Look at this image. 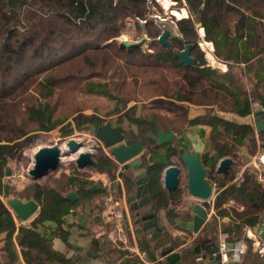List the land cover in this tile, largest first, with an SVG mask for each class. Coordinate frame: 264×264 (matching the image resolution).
I'll list each match as a JSON object with an SVG mask.
<instances>
[{"label": "trees", "instance_id": "trees-1", "mask_svg": "<svg viewBox=\"0 0 264 264\" xmlns=\"http://www.w3.org/2000/svg\"><path fill=\"white\" fill-rule=\"evenodd\" d=\"M185 2L190 13L204 27L205 40L212 43L215 57L227 65L225 72L205 65L206 61L198 50L196 32L190 19L182 18L177 21L183 41L170 39L171 48L158 44L155 38L161 30L147 20L148 0H0V194L7 195L8 186L3 182V176L9 160L18 161L24 147L30 143L31 137L27 135L29 132L50 131L60 126L61 134L67 136L73 133V128L80 130L86 124L95 126L102 124L103 120L93 114L79 113L73 117V124L65 123L66 117L53 116L55 104L51 101L55 95H60L59 86L71 79L83 81L81 87L86 93L114 98L109 83L93 81L89 76L83 75L75 76L70 73L60 75L56 73V67L76 58L88 63L90 55L94 53L97 59L91 64L100 62L99 71L105 73L107 52L113 50L115 46V42L107 41L120 35L126 18L145 20L147 34L154 39L150 45L152 52L144 53L140 46L130 49L119 46L116 47L115 54L118 55L116 57L119 59L123 57L126 65H152L171 69L179 77L172 82L173 87H168L170 91L165 90L162 94L165 97L154 99L152 105L168 113L166 115L167 122L170 123L168 126L177 127L174 120L178 118L186 121L190 106L205 107L203 116L187 121L189 124L202 123L213 127L212 143L215 156L202 157L203 165H209L208 176L214 178L216 163L221 157L231 156L239 160L237 152L240 146L248 143L249 151L254 152L257 138L250 124L222 118L215 113L212 114V111L214 105H217L219 111L246 116L253 113V108L257 104L264 110V22L261 21L264 19V0H185ZM119 21L120 24L117 25ZM137 23L141 29L139 22ZM183 43L193 45L190 54L195 61L187 67L179 62L175 50L178 46L182 49ZM36 81L39 98L36 96L33 100L24 102L25 98H33L32 95L25 94ZM135 108L136 106H131L125 112L128 122L140 129L138 134L130 133V144L138 139L145 142L147 138L142 132L146 130H152L157 134L162 130L159 126L168 127L163 126L162 115L150 112L149 116L141 114L136 117L134 113H130L135 111ZM257 132L258 139L264 146V132ZM148 141L154 146H165L168 155H177V149L171 146L172 142L156 144L151 139ZM96 157L95 169L98 172L109 173L112 162L102 148L98 149ZM142 158L148 164V195L151 198L150 204L155 206L154 214L166 206L168 198L178 193L176 191L167 194L161 188L160 175L168 164L159 161L149 164L144 159L145 155ZM72 170V174L61 188H66L65 192L76 187L77 194L85 196L88 193L86 187L92 182L76 178L74 175L78 170L76 167ZM129 180L130 178L124 179L126 185ZM217 185L221 186V183ZM64 192L44 190L38 184H33L31 195L40 205L39 213L33 222L55 221L58 226L57 233L62 238H64L60 229L62 218L77 202H71L64 197L62 194ZM225 197H232L244 205V210L237 214L241 221L230 228V232L240 234V227L243 224L248 226H254L258 222L264 224V187L255 180L254 175L245 172L238 186H227L216 196L215 207H218ZM213 225V222H209L207 227L210 229ZM14 230L15 223L11 212L0 198V233L5 232L6 239H9ZM18 232L28 241L37 238L36 233L23 226H19ZM245 241L248 245L247 252L252 256L249 259H255L251 240L245 238ZM217 249L213 239L203 243L196 239L188 249L182 250V254L185 256L188 252L196 258L206 257ZM53 255L60 258L58 254ZM245 255L240 260L241 264H245L242 262ZM248 262L253 263L252 260Z\"/></svg>", "mask_w": 264, "mask_h": 264}, {"label": "crops", "instance_id": "crops-1", "mask_svg": "<svg viewBox=\"0 0 264 264\" xmlns=\"http://www.w3.org/2000/svg\"><path fill=\"white\" fill-rule=\"evenodd\" d=\"M261 21L264 22V19H261ZM221 64H223V67L218 69H220V72H225L227 65L225 63ZM204 113L205 107L203 106L190 107L187 120L203 116ZM214 113L237 123L250 124L257 140L253 153L249 151L248 143H246L238 149L239 160H235L231 156H224L217 161L216 166L223 158L229 157L232 159L233 162L227 174H220L215 169L213 179L207 176L213 186V190L216 189L217 191H213L211 197L203 203L206 208L207 218L197 234L192 235V232L182 228L177 221L178 218L190 221L192 215L191 206L198 202L189 195L186 189V178L184 181H180L177 192H167L162 184L164 169L170 164L177 165L175 161L177 155H168L165 146L150 144L148 141L150 139L156 144L160 143L157 135L152 130H146L142 134L147 139L142 142L143 150L139 156L143 157L145 155L144 159L149 164H153L156 161L168 164L162 169L160 175L161 188L167 194L178 193L172 198H168L166 206L154 213L155 230L159 231V236H154L148 228H145L146 221L143 216L146 213L144 210H147L151 204L135 209L138 200L127 201V197L131 194V189L126 188L124 179L131 178V171L125 170L124 165L117 163L110 155L109 149L102 148L105 155L112 162L109 173L98 172L95 168L88 167L86 168L88 169V175L85 179L92 182L86 187L88 193L85 196H79L76 192V187L62 193L65 197L66 192L73 190L78 196L77 200H75L77 202L62 218L60 229L64 234V238L57 233L58 226L55 221L33 222L40 208L28 220L20 222L17 216L7 207L14 220L15 230L9 239H6L5 232L0 233V264H119L124 260H126V264H164V256L161 254L167 248H171V252L180 253V259L175 264H222L219 257L210 255L196 258L188 254V252L183 256L182 250L188 249L196 239H199L202 243L213 239L218 247L221 243L227 244L226 240L229 238L232 242L233 239L240 237L249 238L252 242V239L257 236V228L263 222H258L254 226L243 224L240 227V234H234L229 231L230 228L241 221L237 214L244 210L243 204L236 202L232 197H225L218 207H215L214 202L216 196L227 186H238L243 180L245 172L254 175L255 180L264 187V146L258 139V132L253 124L252 114L239 116L232 112L219 111L217 108H213L212 114ZM187 120L179 121L176 123L179 126L174 128L169 126L167 128L159 127L164 132L172 130L174 138L169 142H172L171 146L177 149V152L184 148L193 153V144L189 139V135H195L202 145L201 159L205 155H208V157L215 156V149L212 143L213 127L202 123L189 124ZM121 123L116 125H121ZM128 123L132 126L129 131L121 125L123 133L126 135V144H130V133L138 134L140 132L136 125ZM134 127L137 129L136 131ZM219 131H222V129H219ZM204 166L209 171V165L205 164ZM219 182L221 186L217 185ZM92 184H101V186L89 190L88 187ZM182 184H185L183 188ZM178 190H181V192L179 193ZM219 211L222 213H219ZM116 212L122 215V241H118V243L112 242L109 237L114 227V214ZM213 218H215L214 221ZM209 222L214 223L210 229L207 227ZM19 226L36 233L37 238L32 241L25 240L18 232ZM253 249L252 252L255 259H249L252 256L246 250V255L244 254L242 262L249 264L248 261L252 260V264H261ZM142 253L143 256L139 257L138 254ZM53 254L60 255V258ZM47 256L49 257L48 259ZM235 264H241V262Z\"/></svg>", "mask_w": 264, "mask_h": 264}, {"label": "rangeland", "instance_id": "rangeland-1", "mask_svg": "<svg viewBox=\"0 0 264 264\" xmlns=\"http://www.w3.org/2000/svg\"><path fill=\"white\" fill-rule=\"evenodd\" d=\"M170 1V7L166 8L165 3L167 0H148L149 13L147 15V20L161 30L162 23L158 22V18H155V15H159L165 20L163 21V26L169 27L173 33L182 36L178 29L177 21L182 18L190 19L193 29L196 32L195 40L199 48L198 50L202 53V56L206 61L205 65H209L220 71L218 68L223 67V64H221L223 62L215 57L212 44L205 40L204 27L200 24V21L190 13L185 0ZM184 11L186 16L181 14ZM174 12L180 13L182 17L178 18L175 16ZM137 22H139L141 29L138 28ZM118 24H120V21L117 25ZM144 24V20H136L134 18L124 19L120 35L107 41L109 43L115 42V46L113 50L111 49L107 52L106 63L104 65L105 73L99 71L101 65L100 62H97L95 65H92L93 63L91 64V62L97 59L94 53L93 55H90L88 63L84 62L83 59L76 58L62 66L56 67V73L60 75H65L67 73L75 76L83 75L89 76L90 80L93 81L109 83L114 98L111 99L101 95L86 93L83 90V87H81L83 81H77L75 79L65 81V83L59 86L60 89H58V93H60V95H55L51 101L52 104H55V111L53 113L55 118L66 117L65 123L71 122L73 124V117L75 115L79 113L85 115L93 114L102 119V123L110 121L112 126L121 121V125L129 131V128L132 126L129 125L125 112L129 107L136 106L135 111L130 112L131 114L134 113L135 116L146 114L149 116L150 112H155L164 117L163 126L170 125L166 119L168 113L164 110L156 109L152 105L154 99L165 97L162 96V94L165 93V90L170 91L168 87H173L172 82L179 79L177 73L175 74L171 69L169 70L167 68L155 67L152 65H126L123 57H121L122 59H119L116 57L118 55L115 54L116 47H119L122 41L134 42L139 40L142 36H145L146 40L140 46L141 50L144 53L152 52V47L149 44L152 38L148 36ZM209 43L211 44V47L207 45ZM185 44L183 43V48ZM175 50H180V47L178 46ZM208 53L211 54L221 66L216 63H211L210 60H208ZM28 94L32 95L33 98H25L24 102L33 100L36 96L39 98L37 81L31 84L25 95ZM123 103H125L124 107ZM193 106L195 105L190 107ZM217 107V105H214L213 108ZM170 116L172 117L171 114ZM18 119L20 118L18 117ZM174 121L175 123H178L179 121H182V119L178 118ZM177 126L179 125L177 124ZM59 128L60 126L50 131L34 130L29 132L27 135L31 137L30 143L24 147L21 158L18 161L9 160L6 170H9L10 173L8 175L4 174L2 179L8 186L7 195L4 196L3 194H0V198L6 207H8L6 204V197L12 196L21 199L32 197L33 184H38L44 190L53 189L58 192H64V190H66V188L61 187L64 186L66 179L69 178L68 176L72 174V169L75 167L73 160L74 154L65 153L61 158V163L55 171H49L44 177L38 180H32L28 172L33 166V155L38 148L49 145H59L62 148V146L65 147V143L70 138H75V140L82 144L79 149L80 151L86 152L91 150L96 156L98 149L104 148L102 143L95 137L94 133L89 130L88 124L84 125L80 130L73 128V133L67 136L62 135ZM134 128L136 131V127ZM142 135L144 136V134ZM175 161L181 168L180 181L182 182L186 178L185 168L179 158H176ZM87 175L88 169L84 168L79 169L74 176L78 179H85ZM184 186L185 184H182V188ZM251 249H253V246H251Z\"/></svg>", "mask_w": 264, "mask_h": 264}, {"label": "water", "instance_id": "water-1", "mask_svg": "<svg viewBox=\"0 0 264 264\" xmlns=\"http://www.w3.org/2000/svg\"><path fill=\"white\" fill-rule=\"evenodd\" d=\"M172 37L183 41L181 35L175 34L169 27L163 26L156 41L165 48H171L172 43L170 38ZM145 40L146 37L142 36L134 42L122 41L120 46L130 49L141 46ZM192 48L193 45L187 43L183 49L176 51L179 62L185 67L193 64L195 61L194 57L190 54ZM252 116L255 129L259 132H264V110L261 105L253 108ZM89 130L94 133L104 148L109 149L110 155L117 163L124 165L125 170L131 171L132 176L129 183H127L128 185L125 184L126 187L131 189V194L127 197V201L132 202L138 200L135 209L150 205L151 198L148 195L149 190L147 186L149 181L147 176L148 164L139 156L143 150L142 141L138 139L134 143L126 144V135L123 133L122 126L120 124L112 126L110 121L98 126L93 124L89 125ZM156 135L159 143H167L174 138L172 130L168 132L158 131ZM189 139L193 144V153L183 148L177 152V158L182 161L183 167L185 168L186 189L189 195L199 202L191 206L192 215L190 221H184L180 218L177 221L182 228L197 234L207 218L206 208L203 203L211 197L213 191L216 192L217 190H213L212 184L207 179L208 169L202 163L201 143L195 135H189ZM81 146L82 144L75 140V138H70L65 143V151L59 145L38 148L33 155V166L28 172L29 176L32 180H38L44 177L49 171H55L65 153L74 154L73 160L77 169L95 168L97 163L96 155L91 150L86 152L80 151ZM247 159L249 158L247 157ZM232 162V159L229 157L221 159L216 166V172L227 174ZM9 173V170L5 171L6 175ZM180 175L181 168L176 164H170L164 169L162 184L167 192L177 190L180 183ZM100 186L101 184H92L88 189L93 190ZM65 197L71 201H75L78 198L76 192L73 190L66 192ZM6 204L21 222L28 220L40 208V205L33 197L22 199L12 196L6 197ZM154 210L155 206L151 204L147 210H144L146 215L143 216V219L146 221L145 228H148L154 236H159L160 234L155 231ZM259 231L261 232V237L264 239V225L258 226L257 232ZM226 243L228 247H232V240L230 238L226 240ZM171 250V248H167L162 251L161 255L164 256V264H175L180 259V253L171 252ZM119 264H126V260L121 261ZM228 264L233 263L229 262Z\"/></svg>", "mask_w": 264, "mask_h": 264}, {"label": "built area", "instance_id": "built-area-1", "mask_svg": "<svg viewBox=\"0 0 264 264\" xmlns=\"http://www.w3.org/2000/svg\"><path fill=\"white\" fill-rule=\"evenodd\" d=\"M155 18H158L160 23H162L161 30L163 28V21L164 18H161L159 15H155ZM145 21V20H144ZM109 199V198H108ZM199 202V201H198ZM114 227L113 230L110 232V239L114 243H118V241H122L121 234H122V215L119 212L114 214ZM21 222V221H20ZM263 225V224H260ZM194 235L195 233H191ZM258 258L261 261V264H264V239L261 237V232H257V236L252 239L251 242ZM247 250V244L244 238H236L233 239L232 247H228L225 243H221L218 246V249L212 254L213 256L219 257L222 264H227L229 262L238 263L240 262L242 256L245 254ZM142 254H138L141 257Z\"/></svg>", "mask_w": 264, "mask_h": 264}, {"label": "bare ground", "instance_id": "bare-ground-1", "mask_svg": "<svg viewBox=\"0 0 264 264\" xmlns=\"http://www.w3.org/2000/svg\"><path fill=\"white\" fill-rule=\"evenodd\" d=\"M169 3H171V1L170 0H167V2L165 3L166 8H169L170 7ZM174 14H175V16H177L178 18H180V17H182L181 14L185 15L186 13L184 11L181 14L180 13H177V12H174ZM207 45L211 47V44L210 43L207 44ZM208 60H210L211 63L218 64V62H216V60L211 56V54H209ZM62 150L65 151V147L64 146H62Z\"/></svg>", "mask_w": 264, "mask_h": 264}, {"label": "flooded vegetation", "instance_id": "flooded-vegetation-1", "mask_svg": "<svg viewBox=\"0 0 264 264\" xmlns=\"http://www.w3.org/2000/svg\"><path fill=\"white\" fill-rule=\"evenodd\" d=\"M157 37H158V36H157ZM157 37H156V38H157ZM156 38H155V41H156ZM170 39L173 40V39H176V38H175V37H172V38H170ZM153 40H154V39H152L151 42L149 43L150 45L152 44ZM156 42H157V41H156Z\"/></svg>", "mask_w": 264, "mask_h": 264}]
</instances>
